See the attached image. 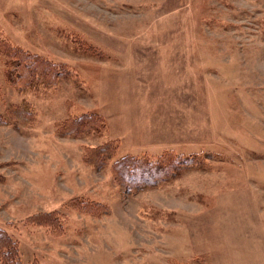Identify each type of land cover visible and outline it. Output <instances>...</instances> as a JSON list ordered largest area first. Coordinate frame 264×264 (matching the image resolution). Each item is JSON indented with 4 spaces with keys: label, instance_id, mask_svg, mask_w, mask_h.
Masks as SVG:
<instances>
[{
    "label": "rangeland",
    "instance_id": "obj_1",
    "mask_svg": "<svg viewBox=\"0 0 264 264\" xmlns=\"http://www.w3.org/2000/svg\"><path fill=\"white\" fill-rule=\"evenodd\" d=\"M3 40L64 70L18 89L0 52V113L37 118L0 125V228L17 247L0 264H264V0H0ZM84 113L106 127L59 134ZM109 140L107 165L84 161ZM168 150L191 165L176 179L114 182L116 159Z\"/></svg>",
    "mask_w": 264,
    "mask_h": 264
},
{
    "label": "trees",
    "instance_id": "obj_2",
    "mask_svg": "<svg viewBox=\"0 0 264 264\" xmlns=\"http://www.w3.org/2000/svg\"><path fill=\"white\" fill-rule=\"evenodd\" d=\"M0 52L5 59L7 80L16 88L36 91L40 88L53 87L57 84L63 64H58L42 54L32 52L21 46H12L7 41H0ZM38 66L42 67L39 68ZM17 105L8 113L6 119L0 113L1 124H16L17 121H36V112L29 103ZM106 127L103 118L95 113H84L59 123V134L82 135L102 130ZM117 152L116 140L86 147L84 161L96 168H103L108 159L114 158ZM189 159L172 150L160 154L145 153L142 155H124L116 159L110 170L114 182L125 194H138L146 189L158 187L179 177L185 168H190ZM74 207L83 206L81 199L72 202ZM99 211L111 212L109 206L100 202L92 204ZM35 223L48 224L52 228L59 226V218L55 213H36L30 217ZM48 222V223H46ZM61 226L59 232L63 233ZM60 233V234H61ZM17 247L8 233L0 228V258L4 263L17 260ZM14 257V259H13ZM15 264V262H13Z\"/></svg>",
    "mask_w": 264,
    "mask_h": 264
},
{
    "label": "crops",
    "instance_id": "obj_3",
    "mask_svg": "<svg viewBox=\"0 0 264 264\" xmlns=\"http://www.w3.org/2000/svg\"><path fill=\"white\" fill-rule=\"evenodd\" d=\"M153 154V153H152Z\"/></svg>",
    "mask_w": 264,
    "mask_h": 264
}]
</instances>
